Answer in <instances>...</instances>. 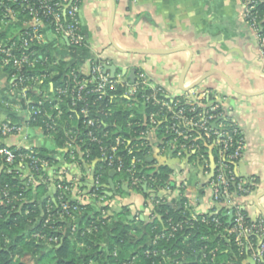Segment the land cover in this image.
Returning a JSON list of instances; mask_svg holds the SVG:
<instances>
[{
    "label": "crops",
    "instance_id": "crops-1",
    "mask_svg": "<svg viewBox=\"0 0 264 264\" xmlns=\"http://www.w3.org/2000/svg\"><path fill=\"white\" fill-rule=\"evenodd\" d=\"M78 19L86 38L85 47H72L63 38L45 31L43 49L67 66H74L82 75L89 72L93 59H100L121 77L134 80L142 74L147 90L156 88L171 101L190 92L222 99L226 114L235 121L243 137L238 174L244 181L256 180L252 190L240 195L238 201L250 221L264 219L255 205L259 196L257 204L264 209V63L254 33L245 22L242 1L80 0ZM204 75L207 76L198 85L188 90ZM0 93L5 98L0 100V117H10L21 127L18 135L6 137L1 143L42 150L54 171L64 169L88 186L96 162L81 169L70 150L66 157L65 148H59L52 136L28 125L25 100L11 89L2 71ZM143 138L153 149L152 158L164 155V148L158 150L162 143L153 130ZM166 151L168 160V154L173 153L171 146ZM177 159L172 180L182 188L185 209L191 217L209 213L213 206L206 181L209 173H204L202 179L194 159ZM117 180L121 179L117 177L114 182ZM121 187L120 193L115 190L108 194L105 215L109 230L120 221L118 214L123 210L129 218L136 212L140 217L148 215L143 195L126 183L121 182ZM107 232L110 231L104 232V246ZM242 264L253 263L246 259Z\"/></svg>",
    "mask_w": 264,
    "mask_h": 264
},
{
    "label": "built area",
    "instance_id": "built-area-1",
    "mask_svg": "<svg viewBox=\"0 0 264 264\" xmlns=\"http://www.w3.org/2000/svg\"><path fill=\"white\" fill-rule=\"evenodd\" d=\"M241 1L245 22L254 33L257 51L264 63V31L259 27L258 0ZM79 7L80 0H0V12L3 13L0 20L2 31L9 28V35L0 39V69H10L8 77L11 89L16 90L25 100L28 125L40 128L46 136H49L62 120L64 111L60 104L69 97L68 111L70 108L72 111L78 102H82L79 117L88 129L87 136L91 141L99 142L91 128L95 127L99 130L102 126L98 118L90 116L88 95H97L96 101L119 88L122 90L120 96L129 102L136 101L140 95L143 99L142 103L159 106L156 113L150 114L151 124H156L155 116L161 114L168 122L167 133L186 140L189 138L188 130L195 129L202 132L207 139H213V143L219 148V159L215 163L213 178L207 182L211 188L213 206L209 213L199 216L200 223L204 225L212 223L213 231H217L222 227V222L216 214L223 212L228 219V214L231 212L230 226L223 228L220 238L232 242L238 256L246 252L244 260L250 259L253 264H264V219L255 221L247 219L238 201L240 195H233L228 190L229 184L238 177L240 179L237 183L238 191L247 193V189L244 188L245 181L237 171L243 150V137L235 121L226 114L222 99H216L208 93L199 95L190 92L171 101L169 98H164L156 88L146 93L142 74L134 80L121 77L120 74L111 75L105 70L107 63L100 59L91 61L89 72L85 75L76 68L69 69L61 84L53 87L50 78L54 72L51 69L58 66V60L55 58L49 60L45 56L43 37L45 31H50L63 38L72 47H85L86 38L78 19ZM37 64L42 67L40 70L36 69ZM45 83L48 84V90L38 88ZM30 91L36 92L40 98L34 100L29 97L27 93ZM225 117L230 119V130L225 129V125L218 122V119ZM34 122L36 125L32 124ZM20 132L21 127L9 117L0 118V144L2 139L18 135ZM67 137L65 145L74 156L77 139L75 128L68 131ZM120 143V138H117L115 146L110 147V153L105 147L100 149L102 160L115 173L124 170L122 157L116 153V146ZM192 148L193 146H190L188 149ZM21 149L3 144L0 148V176L4 173L12 177V182L3 184L0 182V206L8 205V212L20 211V206L26 201L25 191L31 188L34 192L39 185H44L53 194L57 192L56 197L53 195L46 197L45 210L41 215L42 225L37 232L30 235L32 239L45 245L57 243L58 236L54 233L48 235L44 229L49 228L56 233L60 227L54 229L50 223L63 221L66 218L75 223L76 218L71 211L74 212L76 207L84 209L87 205L96 204L102 219L105 218L109 208L108 193L100 191L102 185L98 176L93 174L87 186L80 177L69 176L64 169L54 171L53 165L32 149L20 151ZM177 155L180 156L181 152ZM124 171L128 174L127 180L130 186H138L139 178L135 175L134 159L131 160V167ZM204 173H208L207 170ZM68 183L73 184L72 190ZM250 183L253 185V181ZM179 195L178 191L168 186L158 189L157 192L150 189L144 204L150 213L154 205L161 200L170 201ZM66 198H71V201L75 202L72 208L68 207ZM29 213L28 209L23 212L24 215ZM139 216L138 212L133 214L136 219ZM191 218L198 219V217ZM27 223L30 225L31 220L28 219ZM100 224L104 225L105 222L100 221ZM181 225V222L175 224L171 222V230L176 231ZM74 229L75 225L72 227V230ZM98 229L97 225H93L88 227L87 231L96 232ZM253 236L256 238L255 241H252ZM203 239L208 240L210 237L204 236ZM204 249H207V246H204ZM217 250L218 247H212L208 255L203 254L202 258L207 261V256H210L213 261Z\"/></svg>",
    "mask_w": 264,
    "mask_h": 264
},
{
    "label": "trees",
    "instance_id": "trees-1",
    "mask_svg": "<svg viewBox=\"0 0 264 264\" xmlns=\"http://www.w3.org/2000/svg\"><path fill=\"white\" fill-rule=\"evenodd\" d=\"M257 10L259 11V27L264 31V0H258ZM2 14L0 12V20ZM8 35L9 28L2 31L0 23V39ZM43 51L49 60L54 58L48 51ZM41 68L40 64H37L36 69ZM71 68L75 67L67 66L64 61L58 59V66L51 69L54 72L50 78L53 87L61 84ZM0 71L7 76V81H9L10 69H0ZM38 88L49 89L47 83L39 85ZM121 92L122 90L118 88L96 101L97 95L87 96L90 116L98 118L102 126L99 130L95 127L91 128L99 142L90 140L87 136L88 129L79 117V110L83 103L78 102L72 111H70L71 108L68 111L69 97L60 104L64 114L59 126L50 133V136L59 148H65L67 157L69 151L65 145L68 139L67 133L75 128L77 139L73 154L81 169L85 170L86 165H90L93 161L96 162L94 176L99 177L102 185L100 191L112 194L116 190L115 192L120 193L122 182L126 183L127 187L141 193L145 200L148 198V190L157 192L158 189L167 186L178 191L180 195L170 201L161 200L145 217L129 218L128 212L123 210L118 214L120 221L111 230L108 229L107 217L102 219L99 210L93 211L92 207L84 209L76 207L74 212L71 211L76 218L75 223L66 218L63 221L50 223L54 229L60 227L58 232L55 233L49 228L44 229L48 235L54 233L58 236L57 243L45 245L35 242L30 235L37 232L42 225L41 215L45 210L46 197L48 195L56 197L57 192L53 194L44 185L37 186L34 192L28 188L24 194L26 201L20 206V211L8 212V205L0 206V264H28V260H35V264H242L246 252L238 256L233 243L220 238L223 228L230 226L227 216L223 212L216 214L222 222V227L217 231H213L212 223L201 224L200 217L192 220L184 206L186 200L183 197L182 188L174 184L172 180L176 163L174 160L177 157L184 159L189 155V158L194 159L196 163L198 161L197 166L202 167L203 172L207 170L208 181H210L214 175L215 163L219 159V148L213 143V139H207L202 132L195 129L188 130L189 138L186 140L167 133L168 122L161 114L155 116L156 124L150 123V114L156 113L159 110L158 106L142 103L140 95L136 101L129 102L120 96ZM27 95L34 100L40 98L34 91L28 92ZM0 100L5 101L1 93ZM93 101L94 104H92ZM218 122L224 124L225 129L230 130L229 118H220ZM32 124L36 125L35 122ZM151 130L162 143L158 150L165 149L164 155L160 158L158 157L160 154L156 156L158 160L152 158L153 149L143 138V134ZM117 138H120L121 143L116 146V153L122 157L124 170L131 167V160L134 159L135 175L139 178L138 186H130L127 180L128 175L124 170L110 174L112 169L102 160L101 147L107 148V152L110 153V147L115 146ZM169 146L173 154L167 160L166 150ZM190 146L193 148L189 150ZM1 147L2 144H0ZM33 151L41 158H45L42 150L33 149ZM178 152H181L180 156L177 155ZM161 160L165 162L160 163ZM212 164L213 170L211 169ZM117 177L121 180L114 182ZM109 181L112 182L113 188ZM239 181L238 177L235 178L229 184L228 190L233 195L244 196L252 190L253 185L250 182L256 180L255 178L245 180L244 188L247 189V193L238 191ZM0 182L1 184L12 182L11 175L2 173ZM66 201L69 208L75 205L71 198H66ZM26 209L30 211L28 215L23 214ZM243 213L246 216L244 211ZM40 217L41 220H39ZM246 218L249 219L247 216ZM28 219L31 220L30 225L27 223ZM100 221H104L105 224L101 225ZM171 222L174 224L181 222L182 225L176 231H172ZM73 225H75L74 230H72ZM93 225L99 227L98 231L88 233L87 228ZM27 228H29L28 231H26ZM106 231L110 232H107L109 236L107 245L104 246L102 243L106 242L104 241ZM204 236H209L210 240H204ZM251 238L252 241L256 239L255 236ZM204 246H207V249H204ZM212 247H218L213 261L210 256H207V261L204 260L203 254L208 255Z\"/></svg>",
    "mask_w": 264,
    "mask_h": 264
},
{
    "label": "water",
    "instance_id": "water-1",
    "mask_svg": "<svg viewBox=\"0 0 264 264\" xmlns=\"http://www.w3.org/2000/svg\"><path fill=\"white\" fill-rule=\"evenodd\" d=\"M112 4H113V2H112ZM105 70H108L109 72H110V74L111 75H113L114 74V70L113 69H111V67H109V66H106L105 67ZM207 75H204V76H202L198 81H196V83H194V85H192L190 88H188V90H190V89H192L193 87H195L196 85H198L205 77H206ZM130 78V77H129ZM133 79V78H132ZM227 81H228V83L236 90V91H240L236 86H234L233 84H232V82L231 81H229V79H227ZM187 90V91H188ZM241 92V91H240ZM172 154L173 153H169L168 154V157L169 158H171V156H172ZM189 155L186 157V158H184V161H188V159H189ZM175 161L176 162H179V160L178 159H175ZM174 161V162H175ZM197 164H199L198 163V161H197ZM211 169L213 170V164H212V166H211ZM198 170H199V173H200V176H201V178L203 179V168L202 167H198ZM110 174H114V171H111V173ZM208 179H209V177H207V182H208ZM109 183H110V186H111V188H113V184H112V182L111 181H109ZM201 184H204L203 183V181H201ZM262 195H264V193H262ZM258 198H259V196L256 198V203H255V205H256V207L258 208V210L260 211V213L264 216V209L263 208H261L258 204H257V200H258ZM231 212L228 214V222L231 220Z\"/></svg>",
    "mask_w": 264,
    "mask_h": 264
},
{
    "label": "rangeland",
    "instance_id": "rangeland-1",
    "mask_svg": "<svg viewBox=\"0 0 264 264\" xmlns=\"http://www.w3.org/2000/svg\"><path fill=\"white\" fill-rule=\"evenodd\" d=\"M140 100H143L142 98L140 99ZM134 103V102H133ZM130 107V106H129ZM128 107V108H129ZM159 107V106H158ZM164 111V110H163ZM1 118V117H0ZM3 118V117H2ZM128 175V174H127ZM67 185H69V187H70V189L72 190L74 187H73V184L72 183H68ZM87 207L89 208V207H93V205H87ZM28 229L29 228H27L26 229V231H28ZM91 232V231H90ZM89 233V232H88ZM28 239H30V238H28ZM210 239H208V241H209ZM35 242H38V243H42V242H39V241H35ZM28 264H34L35 263V260H31V261H29L28 260V262H27Z\"/></svg>",
    "mask_w": 264,
    "mask_h": 264
}]
</instances>
